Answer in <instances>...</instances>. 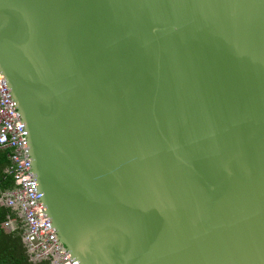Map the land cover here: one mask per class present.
I'll use <instances>...</instances> for the list:
<instances>
[{
    "label": "water",
    "instance_id": "water-1",
    "mask_svg": "<svg viewBox=\"0 0 264 264\" xmlns=\"http://www.w3.org/2000/svg\"><path fill=\"white\" fill-rule=\"evenodd\" d=\"M0 71L81 264H264V0H0Z\"/></svg>",
    "mask_w": 264,
    "mask_h": 264
},
{
    "label": "built area",
    "instance_id": "built-area-1",
    "mask_svg": "<svg viewBox=\"0 0 264 264\" xmlns=\"http://www.w3.org/2000/svg\"><path fill=\"white\" fill-rule=\"evenodd\" d=\"M30 130L19 111L6 77L0 71V150H10L7 172L16 182L1 202L19 211L25 224V242L33 261L81 264L60 242L38 184Z\"/></svg>",
    "mask_w": 264,
    "mask_h": 264
},
{
    "label": "trees",
    "instance_id": "trees-1",
    "mask_svg": "<svg viewBox=\"0 0 264 264\" xmlns=\"http://www.w3.org/2000/svg\"><path fill=\"white\" fill-rule=\"evenodd\" d=\"M10 166V150H0V264H52V260L33 261L25 242L26 228L19 211L1 202L4 194L14 191L16 182L7 172ZM17 228L8 230V224Z\"/></svg>",
    "mask_w": 264,
    "mask_h": 264
},
{
    "label": "crops",
    "instance_id": "crops-1",
    "mask_svg": "<svg viewBox=\"0 0 264 264\" xmlns=\"http://www.w3.org/2000/svg\"><path fill=\"white\" fill-rule=\"evenodd\" d=\"M9 227H13V230H15L16 228H17V224H15V223H10V224H8V228ZM13 230H11V231H13Z\"/></svg>",
    "mask_w": 264,
    "mask_h": 264
},
{
    "label": "rangeland",
    "instance_id": "rangeland-1",
    "mask_svg": "<svg viewBox=\"0 0 264 264\" xmlns=\"http://www.w3.org/2000/svg\"><path fill=\"white\" fill-rule=\"evenodd\" d=\"M8 230H9V231H10V230H13V227H9Z\"/></svg>",
    "mask_w": 264,
    "mask_h": 264
}]
</instances>
